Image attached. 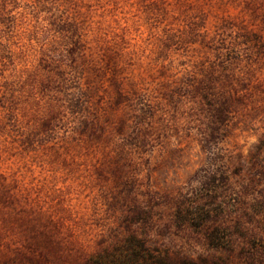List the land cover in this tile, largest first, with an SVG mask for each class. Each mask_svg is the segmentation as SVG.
<instances>
[{"label": "rangeland", "instance_id": "374dc122", "mask_svg": "<svg viewBox=\"0 0 264 264\" xmlns=\"http://www.w3.org/2000/svg\"><path fill=\"white\" fill-rule=\"evenodd\" d=\"M0 264H264V0H0Z\"/></svg>", "mask_w": 264, "mask_h": 264}]
</instances>
